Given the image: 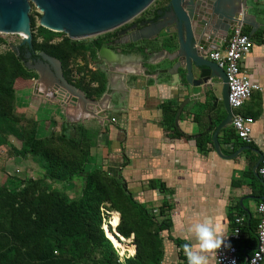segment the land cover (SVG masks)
I'll return each mask as SVG.
<instances>
[{
  "label": "crops",
  "instance_id": "crops-1",
  "mask_svg": "<svg viewBox=\"0 0 264 264\" xmlns=\"http://www.w3.org/2000/svg\"><path fill=\"white\" fill-rule=\"evenodd\" d=\"M239 12L240 22L234 25H240L253 41L241 70L260 87L234 112L253 119L250 144L237 139L230 123L218 131L216 151L212 137L224 118L220 90L202 97L201 88L185 82L184 69L175 74L177 39L171 24L156 37L160 46L153 44L140 52L117 50L119 58L108 65L110 100L104 106L108 124L88 115L89 109L98 112L104 107L88 105L86 110L81 99L74 106L49 102V113L64 110L70 128L79 123L96 134L89 150L90 167L120 177L133 200L154 215L167 204L169 226L160 233V264H186L182 245L194 243L187 229L204 218H211L227 244L234 219L242 217L238 249L248 247L247 253L254 249L249 240L258 220L256 207L263 197L257 169L264 152V0H239ZM209 33L213 39L224 38L219 44L224 46L227 34L222 26L215 22ZM30 91L35 93V87L22 93L25 96ZM36 103H26V110L34 111ZM42 128L39 126L37 135L44 133ZM213 262L209 255L208 264Z\"/></svg>",
  "mask_w": 264,
  "mask_h": 264
},
{
  "label": "trees",
  "instance_id": "trees-1",
  "mask_svg": "<svg viewBox=\"0 0 264 264\" xmlns=\"http://www.w3.org/2000/svg\"><path fill=\"white\" fill-rule=\"evenodd\" d=\"M160 9L145 11L146 14L142 13L133 23H145L151 19L154 21ZM59 35L39 26L33 37L32 52H44L59 61L62 77L67 80V62L84 51H87L92 61L96 58V50L89 41L77 42L68 37L57 44H51L50 41ZM110 37L115 35L100 36L97 42H106ZM37 38L41 39V43L36 42ZM25 47H19L17 54L9 51L0 55V110H3L0 111V119L7 117L5 113L12 116L14 80L17 77H34L35 72L26 69L23 64L22 51ZM133 47L134 44L122 46L126 52ZM145 48H149V45L139 50ZM101 75L102 82L92 79L98 82L93 90L79 83L74 86L88 99H99L106 90V78L103 73ZM79 131L80 140L70 135L63 124L58 139L72 146H82L85 149L83 154L73 155L68 152L67 155L52 146L51 138H37L36 125L21 133L22 147L15 154L22 159L34 157L44 169V179L64 184L84 172L87 154L94 146L96 134L89 133L82 126ZM6 183L10 186L3 185L0 188L4 190L0 199L5 206L0 219V264H81L86 263L97 249L102 251L98 264H121L117 262L112 245L102 229L100 207L105 202L110 204L111 210L120 214L119 223L115 227L117 233L124 239L133 235L135 255L126 258L124 264H160L163 255L160 233L169 226L166 215L169 207L164 202L158 215L152 214L144 205L133 200L120 177H110L102 170H93L85 175L80 195L74 199L65 197L58 190H37L36 194L38 183L33 181L8 179ZM108 237L111 238L109 234ZM249 242L255 248V232Z\"/></svg>",
  "mask_w": 264,
  "mask_h": 264
},
{
  "label": "water",
  "instance_id": "water-1",
  "mask_svg": "<svg viewBox=\"0 0 264 264\" xmlns=\"http://www.w3.org/2000/svg\"><path fill=\"white\" fill-rule=\"evenodd\" d=\"M154 0H0V34L19 35L29 52L32 53L30 31V4L40 12L39 26L53 33H64L70 40L77 41L97 36L113 29L119 28L138 14L143 12ZM164 27L171 24L176 32L177 51L174 53L176 60L173 67L175 74L178 69H184L185 82L192 87L201 88L202 97L208 93H214L219 88L224 118L216 127L212 141L216 151L218 144L216 137L218 131L231 123L232 111L227 95V80L225 73L215 63L205 58V52L217 48L222 39H213L209 33L215 22L222 26L227 34L228 29L240 22L239 0H168L164 8ZM217 19H219L217 21ZM135 25L129 26L117 34L123 40L119 44H131L137 40L148 39L154 33L151 27L136 31ZM163 27V28H164ZM135 30V31H134ZM156 32V31H155ZM135 34L137 37H132ZM150 34V35H149ZM97 55L107 65L111 66L119 55L110 50L109 44L103 45L92 40ZM18 52L17 47H13ZM42 60L37 62L32 69L40 75V71L47 70L48 64L56 66V78L59 80L62 90H56L55 99L60 105L69 103L75 105L77 99L68 97L66 91L78 93V98L85 104L96 107L106 99L110 100V92L107 91L100 100L92 101L84 97L83 93L66 83L62 77L59 61L40 52ZM31 69V68H29ZM106 105V107H107ZM106 107L96 112L89 109L88 115L97 121L103 120V125L108 124ZM261 158V157H260ZM259 158V162H260ZM258 162V164H259ZM119 236V235H118Z\"/></svg>",
  "mask_w": 264,
  "mask_h": 264
},
{
  "label": "rangeland",
  "instance_id": "rangeland-1",
  "mask_svg": "<svg viewBox=\"0 0 264 264\" xmlns=\"http://www.w3.org/2000/svg\"><path fill=\"white\" fill-rule=\"evenodd\" d=\"M164 3H166L164 2V0H154L143 12L138 14L135 18H133L132 20H130L128 23L124 24L123 26L113 29L103 34H99L97 36L77 40V42L78 41L79 42L89 41L92 43V40L97 41L98 37L100 36L102 37L108 34L115 35L116 32L121 31L131 26L132 23L135 21V19L139 18L142 15V13H144L145 11H149L151 9H157L159 7H162L164 6ZM40 15H41L40 12L34 7L33 4H31L30 11H29V17L32 21V23L30 22L31 47L33 45V37L36 36L37 28L39 27ZM31 24H33V27H31ZM23 36L24 35L17 36V35H12V34H0V55H5L9 51H14L13 47L19 48V47L24 46V45H20L22 43L21 38ZM64 37H67V35L64 33H60V35L55 36L52 39V41H50V43L57 44L61 42V40ZM113 38L114 37H110L108 41H111ZM36 42L41 43V39L37 38ZM153 44L160 46L158 42H155V41L153 42L146 41L143 43H138L137 45L144 47L146 45L151 46ZM122 45H125V44H119V46H115L111 48L109 47V48L110 50L118 54L117 50H121ZM131 50H133V48ZM15 53L17 54V52ZM39 53L40 51L34 54L38 55ZM95 55H96V58H93L92 61L90 60L89 54L87 53V51L81 52L75 55L74 57H72L67 62L66 71L68 73V76H67L68 78L67 80L64 79L66 83L73 86L74 88H76L74 85L79 83L83 87H87L93 90L98 85V82L97 81L94 82L92 79L94 78L96 80L99 79V81L102 82L101 73H103L104 77L106 78V86H107V76L109 75L108 65L102 59L98 57L97 52ZM23 64L26 69L31 70V71H33L32 69L35 67L33 63L26 62L25 60ZM124 69L125 68H123V70ZM40 75L41 76L39 77L37 72H35L34 77L32 78L17 77L14 80L15 100L13 103L12 116L5 113L7 117L0 119V188L3 185L10 186L8 183H6V180L8 179L33 181V182H37L39 186V187L37 186V189L35 190L36 194H37V190L38 192L44 191L46 189L58 190L65 197L74 199L80 195L81 189L84 186L85 175L93 170H102L100 168L98 169L96 167H90L88 165V161L90 157L89 152L86 157L87 162L85 161L84 163V172L83 173L81 172L78 177H75L71 181L66 182L64 184L54 183V182H51L50 180L44 179V169L40 165L39 161H37L34 157L29 156L26 159H22L21 157H18L15 154L16 151L22 147V142L20 139L21 133L22 132L24 133V131L26 130H31V128L34 125H36L37 138L39 139H50L51 138L53 140L52 146L62 152H66L67 155H68V152H70L73 155H79V154H83V152L85 151V149L82 146L80 147V146H77L76 144L75 146H72L68 143H65L59 140L61 137L60 134H61V128L63 124H65V126L67 125L66 127H68L67 129L70 135H72L73 137L76 136V138L80 140L81 138L80 133H79L80 124L77 123L75 125H72L73 128H70V123L67 122L65 119L66 117H65L64 110H62L61 113H57V111L53 113H49V110L51 108L49 102L51 104L56 103L60 105L57 99H55L56 92H53L54 86L55 85L57 86L56 90L64 89L61 86L59 80L56 78V66L54 64H48L47 70L40 71ZM28 87L33 89V91L35 87L36 91L35 93L30 91L28 94L24 96L22 92ZM40 87H44V89ZM76 89L82 92L80 89L78 88ZM106 92L107 91L105 90L103 95ZM66 93L68 94L69 98L74 97L77 99L76 104L80 103V100H79L80 98H78V95H75V94H78L77 92L73 94V93H70L69 91H66ZM83 95L85 98H87L84 93ZM100 98L96 100L88 99V98L87 99L92 100V101H97V100H100ZM34 100L37 102L36 104H38L35 110L34 111L31 109L26 110V108L29 109L28 107L29 105L25 106V104L30 103L31 105H33ZM0 111H3L2 108ZM58 112H60V109H58ZM39 126H43L42 129L44 131V133L40 136L37 135ZM72 129H74V131ZM89 133L92 134V132H89ZM0 194H4V190L3 191L0 190ZM4 210H5L4 201L0 199V219H2L3 217ZM100 215L102 218V229H103L104 235L107 237V239H109L112 245V249L117 258V262L124 264V260L126 258H132L135 255L136 249H135V245L133 244V235L129 239H124L123 237L118 236L119 234L117 233L115 227L119 223L120 214L117 211L111 210L109 203L105 202L101 205ZM108 234L112 239L108 237ZM101 252L102 251L100 249L93 251V253L89 256L86 263H81V264H98V260H99Z\"/></svg>",
  "mask_w": 264,
  "mask_h": 264
},
{
  "label": "built area",
  "instance_id": "built-area-1",
  "mask_svg": "<svg viewBox=\"0 0 264 264\" xmlns=\"http://www.w3.org/2000/svg\"><path fill=\"white\" fill-rule=\"evenodd\" d=\"M252 47L253 41L250 37L242 32L240 25H234L226 35L224 46L210 49L204 55L225 73L228 88L227 99L232 111L231 125L237 139L246 144L252 141L250 131L253 119L234 112L249 100L252 93L260 91V87L253 84L241 70V61ZM260 157L257 174L261 182L263 197L256 207L258 220L255 227V248L250 253H247L246 249L243 251L238 249L237 244L241 240L243 219L236 217L235 226L228 234V246L221 245V248L213 255V264H264V152Z\"/></svg>",
  "mask_w": 264,
  "mask_h": 264
},
{
  "label": "clouds",
  "instance_id": "clouds-1",
  "mask_svg": "<svg viewBox=\"0 0 264 264\" xmlns=\"http://www.w3.org/2000/svg\"><path fill=\"white\" fill-rule=\"evenodd\" d=\"M187 231L194 238V243L185 242L182 245L186 264H208L209 255H215L222 243L227 245L214 228L211 218L192 223Z\"/></svg>",
  "mask_w": 264,
  "mask_h": 264
},
{
  "label": "flooded vegetation",
  "instance_id": "flooded-vegetation-1",
  "mask_svg": "<svg viewBox=\"0 0 264 264\" xmlns=\"http://www.w3.org/2000/svg\"><path fill=\"white\" fill-rule=\"evenodd\" d=\"M164 17H165V13H164V6L161 7V9L159 11H157V17L156 19L153 21L152 19L151 20H148L146 21L145 23H132L131 26L135 25V30L138 31V30H141L143 28H146V27H151L154 31V33H152L151 37L148 38V39H141V40H137L135 43H131V44H134L135 46L133 47V50L137 51V52H140V45H137L138 43H143V42H150V41H155L156 42V37L158 36V34H162L164 33ZM134 30V31H135ZM156 31V32H155ZM150 35V34H149ZM132 37H137V35L133 34ZM123 38L122 36H119L117 34V32L115 33V37L111 40V41H107V42H103L101 44L103 45H106V44H109L110 43V48L111 47H115V46H119V43L120 41H122ZM29 52V49L27 47H25L22 51V55H23V62L24 60L26 62H29V63H33L34 65L37 64V62L41 61L42 59L40 57H38L37 55H35L33 52L31 53L30 56H27Z\"/></svg>",
  "mask_w": 264,
  "mask_h": 264
},
{
  "label": "bare ground",
  "instance_id": "bare-ground-1",
  "mask_svg": "<svg viewBox=\"0 0 264 264\" xmlns=\"http://www.w3.org/2000/svg\"><path fill=\"white\" fill-rule=\"evenodd\" d=\"M19 35H24V34H19ZM23 37H25V35L23 36ZM22 37V38H23ZM134 68H131V69H129V70H133ZM51 92V91H50ZM75 95H78V94H75ZM105 104H106V99H104L101 103H100V105H98L99 107H101V108H103L104 106H105ZM74 116V115H73Z\"/></svg>",
  "mask_w": 264,
  "mask_h": 264
}]
</instances>
